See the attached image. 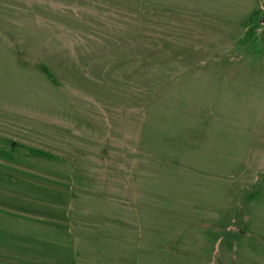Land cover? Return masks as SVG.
I'll use <instances>...</instances> for the list:
<instances>
[{"label":"rangeland","instance_id":"obj_1","mask_svg":"<svg viewBox=\"0 0 264 264\" xmlns=\"http://www.w3.org/2000/svg\"><path fill=\"white\" fill-rule=\"evenodd\" d=\"M0 264H264V0H0Z\"/></svg>","mask_w":264,"mask_h":264}]
</instances>
